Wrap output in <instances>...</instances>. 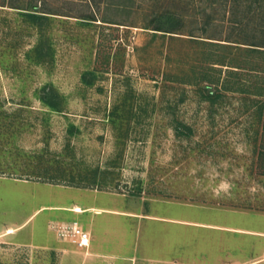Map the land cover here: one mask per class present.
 Segmentation results:
<instances>
[{
  "label": "rangeland",
  "instance_id": "1",
  "mask_svg": "<svg viewBox=\"0 0 264 264\" xmlns=\"http://www.w3.org/2000/svg\"><path fill=\"white\" fill-rule=\"evenodd\" d=\"M210 1L128 0L120 9L102 7L96 22L36 19L0 6V264H90V253L60 234L69 221L49 206L76 200L115 205L110 237L140 240L151 257H200L206 249L229 262L264 258V118L257 109L264 55L210 43H225L211 38L231 25L224 3ZM51 6L70 15L87 10L80 1ZM166 8L188 16L184 31L146 28ZM204 9L210 23L200 17ZM206 76L220 81L214 103L203 96ZM60 99L63 111L47 104ZM125 103L133 107L130 122L117 125L112 111L122 114ZM97 168L113 173L108 188L47 178ZM168 218L243 232L193 231Z\"/></svg>",
  "mask_w": 264,
  "mask_h": 264
},
{
  "label": "trees",
  "instance_id": "2",
  "mask_svg": "<svg viewBox=\"0 0 264 264\" xmlns=\"http://www.w3.org/2000/svg\"><path fill=\"white\" fill-rule=\"evenodd\" d=\"M50 0H3L0 6H10L12 8H16L19 10L28 11L24 15H28L33 18H42V17H50L47 15H63L69 17H76L83 20H88L92 22L98 21V12H101L102 7L105 9H120L123 7H127L128 0H71L74 2L84 3L87 10L79 12L77 14H64L60 13L61 10H54L51 6L49 7ZM154 3L159 2L160 0H152ZM166 1V0H165ZM168 1H180L181 0H168ZM1 2V1H0ZM211 7H216L220 3H224L226 7V13L229 14L230 26L228 27L229 32H227L224 36L222 35L220 38H211L216 40L225 41V43H217L210 42L214 44L224 45L227 49H242L245 48V51H248L249 55L257 54L264 55V0H211ZM190 5V4H188ZM222 5V4H221ZM172 8H166L153 16L146 28H152L155 31L164 32V33H181L184 31L187 26L188 16L183 12H179L176 10H171ZM42 14V15H41ZM201 18L205 20L206 23H210L213 19L211 14L207 12V9L202 10ZM209 18V19H208ZM103 22L112 23V24H122L116 22L115 20L110 19L108 16L103 18ZM102 21V20H101ZM131 26V25H130ZM234 30H238L239 32L235 35L233 33ZM191 36H196L191 34ZM244 46V47H242ZM42 47V43H39L35 48V52H39ZM40 60L43 58L42 56L37 59ZM226 59V58H225ZM220 60V61H225ZM231 61V62H230ZM230 63H235L234 59H231ZM226 63V62H224ZM251 64V63H250ZM241 65V64H240ZM240 68V67H238ZM253 69V68H252ZM264 70V69H263ZM264 72V71H263ZM210 84H207L206 91L203 92V96L207 98L211 102H216L221 97L219 92V82L214 80L211 76H206ZM217 88L216 93L210 91L214 86ZM235 89V88H233ZM258 97H261L263 100L257 105V109L259 112V117L264 118V88L262 91L257 93ZM260 98V99H261ZM63 100L60 99L58 101H49L47 104L55 111H63ZM122 114L119 113L120 107L114 108L112 111V121L114 123L121 122H130V113H132L133 107H128L127 103L123 105ZM123 125V123H121ZM122 152V150H121ZM120 153V152H119ZM259 165H260V174L264 175V119H263V136L261 140V147L258 155ZM60 163V162H59ZM61 173L64 174H73V169H61ZM82 175L73 174L70 178L67 177H47L48 180L56 183V184H69L71 186L83 187V188H105L110 186V181L112 176V172L107 170H101L97 168L93 170L90 174ZM61 174V175H62ZM81 175V176H80Z\"/></svg>",
  "mask_w": 264,
  "mask_h": 264
},
{
  "label": "crops",
  "instance_id": "3",
  "mask_svg": "<svg viewBox=\"0 0 264 264\" xmlns=\"http://www.w3.org/2000/svg\"><path fill=\"white\" fill-rule=\"evenodd\" d=\"M78 196V195H77ZM80 200V199H79ZM50 207L56 208L62 214L60 215L59 220L65 221H78L81 225L91 232V241L90 246L88 248H78L83 252H89L90 264H237L245 263V260L236 258L235 261L229 262L224 257L223 253L213 254L210 252L209 254L206 252L208 250L203 249L202 256L199 257V254H195L194 256L188 257H177L172 259L166 258H155L147 255L144 251H142L141 243L138 241H131L126 239H117L110 237V225H109V217L110 213L116 212L118 208L115 205L110 204L105 201L97 202V203H85L84 201H71L70 203H62V204H51ZM75 206H80L82 211L76 212L74 211ZM44 208L46 206H43ZM125 212V211H122ZM72 214V215H67ZM143 214V213H142ZM58 217V215H57ZM171 220V223L181 225L180 223H184V229L199 231H213L226 234L228 231L237 233L243 232L240 228L236 226L223 225L211 223L210 221H201V220H188L179 219V218H168ZM141 224L143 223L140 221ZM214 227V228H212ZM142 228V227H141ZM229 229V230H228ZM131 230H128V234ZM251 233L257 235L261 233L258 230H250ZM263 235V234H262ZM219 243V242H216ZM220 245V244H219ZM221 250V249H219ZM124 254H127L126 256ZM87 259V258H86ZM251 261L246 260V264H264L263 253L257 255L252 258ZM243 263V264H244Z\"/></svg>",
  "mask_w": 264,
  "mask_h": 264
},
{
  "label": "built area",
  "instance_id": "4",
  "mask_svg": "<svg viewBox=\"0 0 264 264\" xmlns=\"http://www.w3.org/2000/svg\"><path fill=\"white\" fill-rule=\"evenodd\" d=\"M60 234L79 248H88L90 246L91 233L79 222L62 223L60 225Z\"/></svg>",
  "mask_w": 264,
  "mask_h": 264
}]
</instances>
